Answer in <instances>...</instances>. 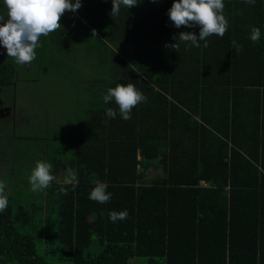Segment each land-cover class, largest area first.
Instances as JSON below:
<instances>
[{
	"label": "trees",
	"instance_id": "obj_1",
	"mask_svg": "<svg viewBox=\"0 0 264 264\" xmlns=\"http://www.w3.org/2000/svg\"><path fill=\"white\" fill-rule=\"evenodd\" d=\"M223 2L226 34L197 48L179 41L182 31L198 36L199 26L176 28L167 14L173 0L121 5L114 17L112 0H81L82 24L103 35L94 47L109 57L110 82L134 84L147 102L125 120L124 134L110 131L108 154L95 130L78 139L75 156L53 164V175L72 169L74 190L64 184L67 173L37 198L27 194L32 201L8 203L0 213V264H56L39 255L37 243L45 255L70 264H129L141 257L146 264H264V149L258 152L264 144L247 135L246 146L241 135L248 120L264 116L263 39H250L253 26L261 31L264 0ZM176 42L178 51L165 47ZM114 56L123 68L114 67ZM13 75V64L0 65V83ZM169 116L176 121L169 124ZM155 157L161 172L146 178L141 165ZM96 181L108 185L107 203L89 199ZM61 186L67 195H58ZM123 210L126 219H109V211ZM93 235L102 245L96 254L87 253Z\"/></svg>",
	"mask_w": 264,
	"mask_h": 264
},
{
	"label": "rangeland",
	"instance_id": "obj_2",
	"mask_svg": "<svg viewBox=\"0 0 264 264\" xmlns=\"http://www.w3.org/2000/svg\"><path fill=\"white\" fill-rule=\"evenodd\" d=\"M0 13H6L3 0H0ZM72 13L73 11H65L62 14L59 21L62 25L61 31L40 38L42 46L36 49V59L30 66L17 65L7 57L6 48L0 45V65L11 63L14 66L13 82L0 85L4 93L2 99L11 100L14 109L11 118L15 121L11 123L8 117L9 120H3L1 121L3 124H0V166L3 165L2 168L0 167V180L8 184L10 189L13 188L10 191L11 194L20 195L8 199V202L12 204L32 201L26 196L30 193L33 198L38 197L37 192L31 190L28 176L35 166V161L45 156V150H48L50 146L60 147L61 155L69 150L64 130L54 139H46L48 133L46 125L50 122V117H62V125L66 122L64 120L66 116L74 114L77 106H71L70 102H74L77 94L85 99L86 87L90 86L91 89L94 87L92 89L94 92L98 90L96 88L98 85L93 81H101L104 84L111 81L110 69L104 67L100 70L91 62L92 49L83 51L82 41H79L86 32L83 24H80L83 20L76 23L73 18L79 16ZM69 35H74L75 42L70 40ZM48 52L52 54L48 55ZM94 75L98 78L93 79ZM111 86L115 87L114 84H110ZM78 105V113L88 112L84 106ZM20 108L23 111L22 120H19L20 116H17ZM98 115L101 114L98 113ZM153 163L146 164L148 165L146 168L156 169L152 168ZM154 164L161 170L157 162ZM101 250L102 245L97 240V236L93 235V241L87 253L96 254ZM37 252L39 255L46 256L50 263H71L59 256L45 255L46 247L43 244L37 243ZM136 261L138 264H146L147 258H131L129 264H134Z\"/></svg>",
	"mask_w": 264,
	"mask_h": 264
},
{
	"label": "clouds",
	"instance_id": "obj_3",
	"mask_svg": "<svg viewBox=\"0 0 264 264\" xmlns=\"http://www.w3.org/2000/svg\"><path fill=\"white\" fill-rule=\"evenodd\" d=\"M139 0H112L110 15H119L121 5L127 9L138 4ZM158 2V0H152ZM245 4H254L255 0H242ZM81 0H3V7L6 13H0V45L7 51V57L11 58L17 65H31L36 59V49L41 47L40 38L47 37L51 33L61 31L62 25L59 22L65 11H76L81 7ZM223 0H173L167 14L176 28L181 26H199V35L193 32H180L179 41L191 42L192 46L199 48V41H204V47H208L207 38L212 35L223 37L228 29ZM93 37L96 30H92ZM261 38L259 27L253 26L250 32V39L253 42ZM173 39L177 37L173 36ZM233 49L236 52L241 50V46L234 40ZM178 51L179 43L165 45ZM103 101L107 104L115 102L119 108L120 117L124 120L131 119V112L135 106L142 102H147V97L142 91L132 83H117L115 87H109ZM116 111L107 108L106 118L115 119ZM53 165L44 160H36L35 166L31 169L28 176L29 184L33 192H40L49 187L56 176L52 174ZM69 177H66L64 184H72L73 190L78 185V179L68 168ZM8 185L0 180V213L8 208ZM108 185L102 181H96L91 189L89 199L100 204L107 203L111 199V193L107 191ZM58 195H67V188L61 186ZM127 210L109 211L108 217L112 222L117 219H126Z\"/></svg>",
	"mask_w": 264,
	"mask_h": 264
},
{
	"label": "crops",
	"instance_id": "obj_4",
	"mask_svg": "<svg viewBox=\"0 0 264 264\" xmlns=\"http://www.w3.org/2000/svg\"><path fill=\"white\" fill-rule=\"evenodd\" d=\"M72 12V11H71ZM73 13L78 14L79 17L73 18V21H75L76 23H79L78 21L83 20L82 17L79 15V12L73 11ZM72 13V14H73ZM72 24V23H71ZM80 24H82V22H80ZM83 29L85 32L84 36L81 37V39L79 41H82V45L84 47V52H86L87 50H91L93 51V54L91 55V62L93 64H95L97 66V68H99L100 70H103L104 67H108V63L105 60V56L109 59V57L102 52V54H100V49H97L94 47V43H97V40H99L98 38L100 37L102 40L103 35L101 33H98L97 29L96 33L98 34L96 37H93L92 32L90 29H93V27L90 25L89 27L85 26L83 24ZM77 36V34H76ZM69 38L71 41L75 42L76 38L74 37V35H69ZM263 39V46H264V18H263V25L261 27V38ZM246 52H250L249 55L253 54L248 48L246 49ZM264 53V52H263ZM52 52H48V55H51ZM120 54V53H119ZM248 55V56H249ZM90 57V56H89ZM114 60H113V65L114 67H119L122 66L124 67L123 64H121L120 59L118 56H114ZM262 63L264 65V61L262 60ZM108 69V68H107ZM108 71V70H106ZM98 78L96 75H94L93 79ZM13 82L10 81L8 83ZM94 83H96V85H98L96 88L98 90H96L95 92L92 90L94 89V87L88 86L86 87V98L83 99L82 96L80 95H76L75 96V100L73 103L70 102L71 106H77L74 109V114L73 116H66V118L64 119L66 122L62 123L61 125V121L63 120L62 117L59 116H52L50 117V122L46 125V129L48 131L47 138L46 139H54L61 131H65V138H66V143H69V150L67 153H64L63 155L60 154V147L56 148V147H52L50 146L48 148V150H45V156L40 160H44L47 162H50L52 165L55 164V162L58 159H62V158H68V157H73L76 155V152L78 150V139L81 137H92V134L94 133L95 130H99L102 135H100L103 138H105V143H102L103 146V152H106L108 154L109 149H110V140L106 138L110 137L109 134H111L110 131L112 130H116L114 133V137H120V134H124L126 131V127H125V120L122 119L120 117L119 114V108L118 106L115 104V102H109V103H105L103 101V95L106 94L107 89L110 87V84H112L111 82H109L108 84H104L101 81H93ZM5 83V84H8ZM4 84V83H3ZM2 83H0V85H3ZM114 84V83H113ZM115 85V84H114ZM112 87V86H111ZM262 87V86H261ZM4 93L2 92V89L0 87V124H3V122L1 123V121L3 120H9L12 123L13 121H15L13 118H11L12 113L14 112L13 106L11 105V100L10 101H4L2 99ZM90 97H92L90 99ZM98 101H96V100ZM78 104H81L82 107H85V110H87L88 112H86L85 114L82 113H78ZM140 104L138 106H135L132 109L131 112V116H134V114L136 113L137 110H139ZM107 108H113L117 115L115 119H111V118H106L105 116V112ZM23 113L22 109L20 108V113L17 116H20V118H18L19 120H22V116L21 115ZM98 113H100L101 115H98ZM8 117H10L8 119ZM145 119V125L143 126V129H148V125L146 127V116H143ZM162 117V116H161ZM175 117L176 116H169V124L170 121L172 120V122H175ZM163 118V117H162ZM138 118L135 119L134 121V127L135 124L137 122ZM17 121V119H16ZM155 122V116L153 117L152 121L150 119V124L152 125ZM143 123L141 122L139 124V126H141ZM132 125H130L131 127ZM138 126V127H139ZM132 128V127H131ZM86 129V133H84V130ZM172 134H175L176 129L175 128H170ZM242 134L241 135H245L246 136V143L245 145H251V140L247 135H253V136H260L263 139V144H264V116L260 117V121L259 122H255L254 120H248L246 122V126L244 128L241 129ZM63 133V132H62ZM71 139V140H70ZM138 139V138H137ZM74 141V143H73ZM260 150L258 152H260L262 149H264L263 146H259ZM247 149H251L247 148ZM246 149H243L242 152H245ZM139 158V156H138ZM154 161V163L157 162V164L159 165V158L155 157L154 159H150V160H145L143 161L142 165H141V169L144 171L143 175H145L144 177L146 178H150L153 177L155 174H158L161 172L160 169L157 168V166L152 162ZM1 162V160H0ZM153 163L152 168H156V169H149L146 168L148 167V163ZM1 168L3 167V165L0 166ZM64 170L59 169L56 171L55 176L57 178H61L64 176L63 173ZM154 172V174H152ZM200 185H208V183L201 181ZM12 189L8 188L6 190L8 197H17L20 195H14L11 194L10 191H12ZM37 194L39 195L40 193L37 192ZM42 195V194H41ZM43 197V195H42Z\"/></svg>",
	"mask_w": 264,
	"mask_h": 264
}]
</instances>
